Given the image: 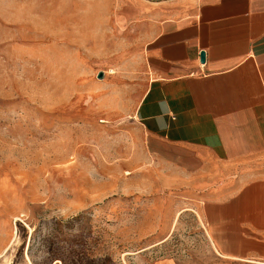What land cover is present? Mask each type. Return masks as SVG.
<instances>
[{
	"label": "rangeland",
	"instance_id": "374dc122",
	"mask_svg": "<svg viewBox=\"0 0 264 264\" xmlns=\"http://www.w3.org/2000/svg\"><path fill=\"white\" fill-rule=\"evenodd\" d=\"M140 1L0 0V264H264L182 211L128 111Z\"/></svg>",
	"mask_w": 264,
	"mask_h": 264
},
{
	"label": "crops",
	"instance_id": "0c3cea01",
	"mask_svg": "<svg viewBox=\"0 0 264 264\" xmlns=\"http://www.w3.org/2000/svg\"><path fill=\"white\" fill-rule=\"evenodd\" d=\"M137 9L130 54L145 87L128 111L160 178L222 254L264 260V0H141ZM37 31L59 45V24Z\"/></svg>",
	"mask_w": 264,
	"mask_h": 264
},
{
	"label": "water",
	"instance_id": "95a60500",
	"mask_svg": "<svg viewBox=\"0 0 264 264\" xmlns=\"http://www.w3.org/2000/svg\"><path fill=\"white\" fill-rule=\"evenodd\" d=\"M199 58H200V61H201V62L204 61V59H205V53H204V51H201V52L199 53ZM98 77H99V78L102 77V72H99Z\"/></svg>",
	"mask_w": 264,
	"mask_h": 264
},
{
	"label": "bare ground",
	"instance_id": "6f19581e",
	"mask_svg": "<svg viewBox=\"0 0 264 264\" xmlns=\"http://www.w3.org/2000/svg\"><path fill=\"white\" fill-rule=\"evenodd\" d=\"M213 230V229H212Z\"/></svg>",
	"mask_w": 264,
	"mask_h": 264
}]
</instances>
